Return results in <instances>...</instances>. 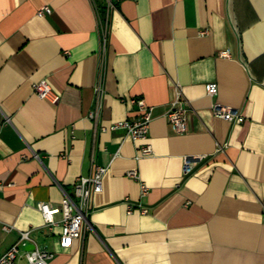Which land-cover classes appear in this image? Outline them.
I'll use <instances>...</instances> for the list:
<instances>
[{"label": "crops", "instance_id": "obj_1", "mask_svg": "<svg viewBox=\"0 0 264 264\" xmlns=\"http://www.w3.org/2000/svg\"><path fill=\"white\" fill-rule=\"evenodd\" d=\"M42 78L56 101L32 91ZM176 86L183 132L164 116ZM129 97L151 106L153 153L138 159L108 128L136 116ZM99 165L91 228L63 246L60 213L46 225L37 203L73 197ZM13 243L19 264L31 246L48 264H264V0H0V253Z\"/></svg>", "mask_w": 264, "mask_h": 264}, {"label": "built area", "instance_id": "obj_2", "mask_svg": "<svg viewBox=\"0 0 264 264\" xmlns=\"http://www.w3.org/2000/svg\"><path fill=\"white\" fill-rule=\"evenodd\" d=\"M43 12H50L48 6H42L37 14L41 15ZM205 30L203 31V33ZM220 56L228 57V50L219 52ZM32 91L39 98H49L52 101L58 99V95L51 89L50 84L44 78L32 83ZM100 92V88H98ZM217 92V85L215 82L206 84V93L210 96ZM129 104L136 108V116L134 118H126L113 122L108 126L109 129L121 128L125 131V136L130 140L137 142L135 158H142L152 155V146L146 141L149 123L152 118L151 106L141 97H129L126 100ZM187 104L182 97L181 90L178 86L175 87V94L170 102L168 109L164 116L166 120L173 125L177 132H183L186 128V112ZM212 113L215 117L222 118L228 121H241V115L236 110L227 106L214 102L212 104ZM96 114V109L90 111L88 115L93 117ZM103 129L105 127H102ZM34 157L37 154H32ZM25 157V155H22ZM202 155L184 156L182 162V172L184 174L191 171L194 163L201 159ZM106 171V166H93L91 172L86 176H78L73 183L72 191L73 197L64 193L58 206H50L47 202L40 201L37 203V208L41 212L44 224H54L53 215L60 213V238L63 246H69L73 238L82 235L84 230L90 229L91 226L87 221V214L89 211V198L92 193L99 192L102 186V177ZM126 176L139 183L140 194L147 193V185L140 178V175L135 168L127 170ZM141 212L147 209L144 206H137ZM132 206H128L127 212H130ZM5 230L9 227L2 226ZM19 238H28V232H20ZM18 247L16 243L11 244L4 252L0 253V264H19L17 262ZM51 254L41 246H35L26 252L25 264H48V258Z\"/></svg>", "mask_w": 264, "mask_h": 264}, {"label": "water", "instance_id": "obj_3", "mask_svg": "<svg viewBox=\"0 0 264 264\" xmlns=\"http://www.w3.org/2000/svg\"><path fill=\"white\" fill-rule=\"evenodd\" d=\"M33 248V246H31Z\"/></svg>", "mask_w": 264, "mask_h": 264}]
</instances>
